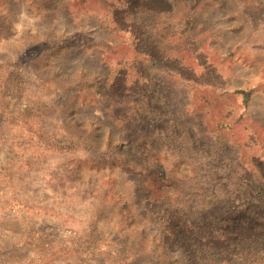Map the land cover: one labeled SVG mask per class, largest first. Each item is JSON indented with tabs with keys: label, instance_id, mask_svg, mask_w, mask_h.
<instances>
[{
	"label": "rangeland",
	"instance_id": "1",
	"mask_svg": "<svg viewBox=\"0 0 264 264\" xmlns=\"http://www.w3.org/2000/svg\"><path fill=\"white\" fill-rule=\"evenodd\" d=\"M253 173L264 0H0V264H264Z\"/></svg>",
	"mask_w": 264,
	"mask_h": 264
},
{
	"label": "trees",
	"instance_id": "2",
	"mask_svg": "<svg viewBox=\"0 0 264 264\" xmlns=\"http://www.w3.org/2000/svg\"><path fill=\"white\" fill-rule=\"evenodd\" d=\"M126 89H124V90H126ZM240 92H242V91H240ZM146 97H147L145 99L146 101H149L152 99V97H150L149 94H146ZM125 98H127V97H120V101H118L117 103H120L121 101H127L128 99L125 100ZM245 100H246V96L244 97V101ZM120 114L121 113H118V116H120ZM122 117H123V119L121 120L122 121L121 126H125V128H126V124L128 123V119H130V118H126L125 115H122ZM151 120H152V118H150L149 121L152 122ZM126 131L131 132L130 134L127 135L128 136L127 140H129V138L131 139L135 135V132H133L130 129H127ZM148 137H150V136L148 135ZM148 142H150V141H148ZM144 144H148V143H144ZM252 176L253 177H252L251 181L249 182V184L252 187V191L255 192V197L257 198L256 204L258 203V205H260V207H262V211L264 213V177L259 175L258 173H255V174L253 173ZM159 177L163 178L162 174H160ZM171 181H172V178L167 177L166 183L168 184ZM162 196H163V194H162ZM251 203L252 204H249V205H255V203L254 204H253V202H251ZM163 212H164L163 213V217H164L163 222L166 225H169V222L173 219L179 220V221L182 220V214L180 213L179 209L176 208L172 204L166 203V208H165V211H163ZM263 216L264 215H262L260 213H256V211H253L251 217H252V219L256 220L258 225L260 224L263 226V227L257 228V230H260L262 232L256 238L248 239L247 242L245 244H243L244 247L242 249H239L235 253H232L231 256H245L248 254H255V253L260 255V256H264V245H262V243L259 244L258 242H255L257 239L261 240L262 238H264V217ZM166 230H167V233H171V229L168 230L166 228ZM165 234H166V232H165ZM189 234H190V236H192L193 233L190 232ZM183 240L189 241V239H183ZM236 243H238V242H236ZM242 243H243V241H242ZM177 246L182 247L184 249V252L187 253L189 259H192V260L197 258V255L199 252H201V250L203 251V254H206L207 256L213 255V253L215 252V251L203 250L201 247L202 245L193 244L191 242L186 243V245L181 243L180 245H177ZM254 246H257V247L255 249H253Z\"/></svg>",
	"mask_w": 264,
	"mask_h": 264
}]
</instances>
